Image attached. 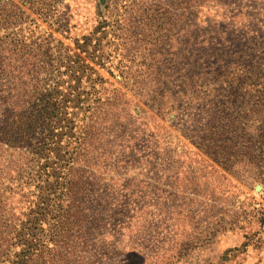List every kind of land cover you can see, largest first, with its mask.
Wrapping results in <instances>:
<instances>
[{"label":"rangeland","instance_id":"374dc122","mask_svg":"<svg viewBox=\"0 0 264 264\" xmlns=\"http://www.w3.org/2000/svg\"><path fill=\"white\" fill-rule=\"evenodd\" d=\"M12 1L0 35L43 45L31 60L39 84L64 82V94L76 87L70 56L84 67L82 91L124 104L110 147L81 180L78 204L91 212L69 243L68 264H264V186L224 171L195 138L207 121L198 109L209 112L222 88L264 99V0H62L46 21ZM244 107L252 121L236 122V112L239 129L258 117ZM35 174L5 180L0 193ZM10 201L16 215L25 211L21 197Z\"/></svg>","mask_w":264,"mask_h":264},{"label":"trees","instance_id":"16d2710c","mask_svg":"<svg viewBox=\"0 0 264 264\" xmlns=\"http://www.w3.org/2000/svg\"><path fill=\"white\" fill-rule=\"evenodd\" d=\"M15 1L28 6L45 21L62 2ZM14 7L15 2L7 0L0 7V14ZM11 35H0V69L9 83L0 90V184L10 179L22 180L29 171L36 174L32 184L26 186L38 184L35 191H26V186L19 185L9 188V196L0 193V264H68L72 259L67 251L69 243L73 236L84 233V212H91L78 204L79 187L87 176V166L98 160L99 151L110 147L106 138L117 122L124 120L123 109L119 110L124 104L113 102L112 98L102 102L95 92L82 91L79 84L84 67L70 56H64L66 74H70L69 82L76 81V87H68L64 94L60 85L64 82L54 88L39 84V72L32 69L31 60L38 57L35 52L43 45L35 44L32 48L24 45L22 39H11ZM254 99L249 93L242 97L222 88V94L209 101V112L198 109L197 116L207 115L202 118L207 121L199 127L195 138L200 150L224 171L238 179L252 178L254 183L264 186V99ZM93 103L99 107L94 108ZM237 103L240 106L231 110ZM244 104L255 109L254 115L258 117L252 125L244 124L239 129L235 121H252ZM230 111L232 115H225ZM236 112L240 114L234 121ZM79 114L82 118L78 120ZM52 158L56 161L51 162ZM53 166L62 171L48 173ZM14 197L22 199L21 209L25 211L20 215L13 212L10 199ZM195 212L199 213L200 208H195ZM259 215L264 225V210ZM48 231L49 240L45 236Z\"/></svg>","mask_w":264,"mask_h":264},{"label":"water","instance_id":"95a60500","mask_svg":"<svg viewBox=\"0 0 264 264\" xmlns=\"http://www.w3.org/2000/svg\"><path fill=\"white\" fill-rule=\"evenodd\" d=\"M259 190H260V187H257V188H256V191H259Z\"/></svg>","mask_w":264,"mask_h":264}]
</instances>
